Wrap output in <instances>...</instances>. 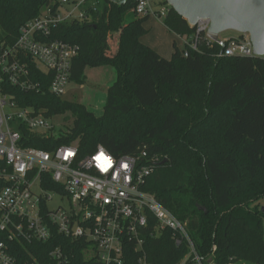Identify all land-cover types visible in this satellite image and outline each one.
<instances>
[{"label":"trees","instance_id":"trees-1","mask_svg":"<svg viewBox=\"0 0 264 264\" xmlns=\"http://www.w3.org/2000/svg\"><path fill=\"white\" fill-rule=\"evenodd\" d=\"M54 2L0 0V48L12 46L20 28ZM132 8L133 0H105L86 22L63 23L51 36L79 47L70 83L83 85L87 68L114 69L101 116L51 95L49 75L36 74L40 91L8 87L20 105L48 119L73 118L70 128L29 146L51 151L76 144L81 156L102 146L116 157H158L143 189L186 223L195 253L186 241L176 246L166 230L145 237L149 264H177L186 256L185 264H195L196 257L203 264H264V213L256 204L264 198V57H219L222 47L201 34L197 50L173 44L165 59L141 42L148 19L136 17ZM162 24L186 40L196 31L172 9ZM58 246L71 252L70 264H102L86 260L76 242L55 230L44 243L12 244L11 254L18 264L32 258L47 264ZM124 264H138L132 247Z\"/></svg>","mask_w":264,"mask_h":264},{"label":"built area","instance_id":"built-area-1","mask_svg":"<svg viewBox=\"0 0 264 264\" xmlns=\"http://www.w3.org/2000/svg\"><path fill=\"white\" fill-rule=\"evenodd\" d=\"M104 2L55 0V7L43 9L20 28L12 46L0 48V161L4 164L0 168V182L4 183L0 189V236H5L0 240V264H18L11 254L12 244L47 242L52 230L76 242L86 260L102 264H124L128 247L138 254V264H149L145 237H158L166 230L172 232L176 246L186 241L190 252L195 253L186 223L143 189L158 157L147 159L146 152L116 157L102 146L86 156L79 154L76 144L51 151L29 146L32 140L55 137V126L44 114L20 105L8 93V87L40 91L35 79L42 73L49 75L48 92L61 98L70 84L79 47L51 39L52 33L63 23L86 22ZM170 10L167 0H133L130 12L138 18L162 21ZM209 26L208 19L198 21L190 40L179 37L182 46L188 43L190 49L197 50L199 37L204 34L209 43L222 47L219 57H253L248 35L219 40L207 34ZM100 152L112 161L108 171L95 160ZM54 200L60 204L53 210L49 205ZM71 256L58 246L50 252L51 262L47 264H70ZM187 258L177 264H185ZM24 264L43 263L32 258ZM195 264L203 263L196 257Z\"/></svg>","mask_w":264,"mask_h":264},{"label":"water","instance_id":"water-1","mask_svg":"<svg viewBox=\"0 0 264 264\" xmlns=\"http://www.w3.org/2000/svg\"><path fill=\"white\" fill-rule=\"evenodd\" d=\"M125 5L126 0H110ZM171 9L189 26L208 19L207 34L217 37L231 30L248 35L253 57H264V0H167ZM264 213V207H262Z\"/></svg>","mask_w":264,"mask_h":264},{"label":"rangeland","instance_id":"rangeland-1","mask_svg":"<svg viewBox=\"0 0 264 264\" xmlns=\"http://www.w3.org/2000/svg\"><path fill=\"white\" fill-rule=\"evenodd\" d=\"M150 21L153 22V20H147V22ZM148 29L146 28L148 33L144 38V41H151L163 50H169L171 48V36L163 28L162 21H157L156 25L152 26L151 30L149 27ZM240 37V34L231 30L222 32L218 35L219 40L240 39ZM143 44L147 45L146 43ZM91 71H95L97 76L94 77V74L91 76ZM85 74L86 83H84V85H78L71 82L67 86L66 92L61 99L70 103L81 104L85 106L89 112L93 113L94 116L99 117L103 113L107 90L115 81V71L111 67L87 68ZM72 121L73 118H71L70 114L57 116L50 120V122L55 126L56 132L61 130L63 127L70 128ZM59 204L60 203L57 200H54L49 205V208L54 210L59 206ZM256 204L260 207H264V198L259 200Z\"/></svg>","mask_w":264,"mask_h":264},{"label":"crops","instance_id":"crops-1","mask_svg":"<svg viewBox=\"0 0 264 264\" xmlns=\"http://www.w3.org/2000/svg\"><path fill=\"white\" fill-rule=\"evenodd\" d=\"M148 20H153V22L152 21H150V22H146L145 24H144V27H145V29L147 28L148 29V27L150 28V30L152 29V26H155L156 25V23H157V21L156 20H154V19H148ZM149 24V25H148ZM163 28L166 30V32H168L169 34H170V36H171V48L169 49V50H163V49H161L157 44H155V43H152L151 41H144V38L146 37V35L144 36V37H142L141 38V42H143V43H146L147 44V46L148 47H150L151 49H153L155 52H157L161 57H163V58H165V59H170L171 58V56H172V54H173V52H174V50H173V44H176V46L179 48V49H181L182 48V41L179 39V37H177V36H175L174 34H171L164 26H163ZM148 31H149V29H148ZM148 33V32H147ZM102 68V67H101ZM113 69V68H112ZM87 70V69H86ZM86 70H85V72H86ZM114 70V69H113ZM85 72H84V77H85V83H86V74H85ZM94 74V77H96L97 76V73L95 72V71H91V73H90V75L92 76ZM115 77H116V75H115ZM84 85V84H83Z\"/></svg>","mask_w":264,"mask_h":264},{"label":"snow or ice","instance_id":"snow-or-ice-1","mask_svg":"<svg viewBox=\"0 0 264 264\" xmlns=\"http://www.w3.org/2000/svg\"><path fill=\"white\" fill-rule=\"evenodd\" d=\"M95 160L98 162V166L104 171H108L112 166L111 159L106 156L104 152H100V154L95 157Z\"/></svg>","mask_w":264,"mask_h":264},{"label":"bare ground","instance_id":"bare-ground-1","mask_svg":"<svg viewBox=\"0 0 264 264\" xmlns=\"http://www.w3.org/2000/svg\"><path fill=\"white\" fill-rule=\"evenodd\" d=\"M200 21V20H199Z\"/></svg>","mask_w":264,"mask_h":264}]
</instances>
